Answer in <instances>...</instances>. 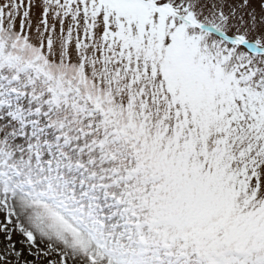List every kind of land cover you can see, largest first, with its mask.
Listing matches in <instances>:
<instances>
[{
    "label": "snow or ice",
    "instance_id": "snow-or-ice-1",
    "mask_svg": "<svg viewBox=\"0 0 264 264\" xmlns=\"http://www.w3.org/2000/svg\"><path fill=\"white\" fill-rule=\"evenodd\" d=\"M0 264H264V0H0Z\"/></svg>",
    "mask_w": 264,
    "mask_h": 264
}]
</instances>
